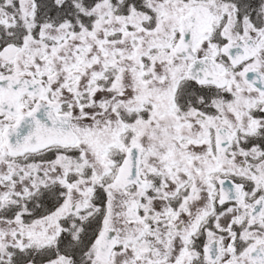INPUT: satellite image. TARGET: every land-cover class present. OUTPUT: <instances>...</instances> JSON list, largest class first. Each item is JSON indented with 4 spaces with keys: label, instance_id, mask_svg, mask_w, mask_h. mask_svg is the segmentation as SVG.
<instances>
[{
    "label": "snow or ice",
    "instance_id": "6c2138e0",
    "mask_svg": "<svg viewBox=\"0 0 264 264\" xmlns=\"http://www.w3.org/2000/svg\"><path fill=\"white\" fill-rule=\"evenodd\" d=\"M0 264H264V0H0Z\"/></svg>",
    "mask_w": 264,
    "mask_h": 264
}]
</instances>
